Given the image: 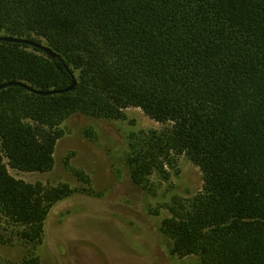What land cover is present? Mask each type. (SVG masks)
Segmentation results:
<instances>
[{"label":"trees","instance_id":"16d2710c","mask_svg":"<svg viewBox=\"0 0 264 264\" xmlns=\"http://www.w3.org/2000/svg\"><path fill=\"white\" fill-rule=\"evenodd\" d=\"M0 244L17 241L35 264L49 209L75 190L16 178L46 172L75 113L124 119L136 107L160 129L128 135L132 181L155 193L185 155L203 175L173 196L161 221L170 253L201 264H264V0H0ZM74 175L92 193L82 170ZM5 232L7 236L5 237Z\"/></svg>","mask_w":264,"mask_h":264},{"label":"rangeland","instance_id":"374dc122","mask_svg":"<svg viewBox=\"0 0 264 264\" xmlns=\"http://www.w3.org/2000/svg\"><path fill=\"white\" fill-rule=\"evenodd\" d=\"M124 112V119L75 113L61 123L63 134L50 170L9 168L10 174L27 182H66L75 190L49 209L35 264H201L197 255H172V241L161 227L170 215L165 203L202 188L201 170L182 154L168 180L152 176L155 193L135 184L125 163L128 135L163 125L139 108ZM73 169L88 175L92 193L81 190L87 185ZM23 255L17 241L0 244V264H18Z\"/></svg>","mask_w":264,"mask_h":264},{"label":"water","instance_id":"95a60500","mask_svg":"<svg viewBox=\"0 0 264 264\" xmlns=\"http://www.w3.org/2000/svg\"><path fill=\"white\" fill-rule=\"evenodd\" d=\"M0 41H6V42H16V43H22L26 44L28 46H32L35 48H38L39 50L43 51L46 55L49 57L56 58L58 60H61V56L59 53L55 52L50 48L48 45H46L42 41H37L32 38H27V37H20V36H12V35H5V34H0ZM76 84V79L72 76L71 78V83L63 88H50V89H36L34 87H30L27 84H24L23 82L20 81H6L0 83V89L12 86V85H21L27 88L29 91L40 94V95H50V94H58V93H64L72 90Z\"/></svg>","mask_w":264,"mask_h":264},{"label":"bare ground","instance_id":"6f19581e","mask_svg":"<svg viewBox=\"0 0 264 264\" xmlns=\"http://www.w3.org/2000/svg\"><path fill=\"white\" fill-rule=\"evenodd\" d=\"M119 241H120V240H119ZM119 241H118V242H119ZM120 242H121V241H120ZM120 242H119V243H120ZM125 245H126V244H125ZM111 259H112V258H111ZM113 259H114V258H113ZM115 260H116V259H115ZM114 262H115V261H114Z\"/></svg>","mask_w":264,"mask_h":264}]
</instances>
